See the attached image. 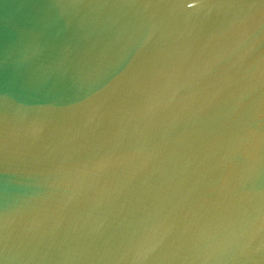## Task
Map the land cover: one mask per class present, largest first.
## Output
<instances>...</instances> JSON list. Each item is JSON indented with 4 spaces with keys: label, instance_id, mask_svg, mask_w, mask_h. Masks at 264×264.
Segmentation results:
<instances>
[{
    "label": "water",
    "instance_id": "95a60500",
    "mask_svg": "<svg viewBox=\"0 0 264 264\" xmlns=\"http://www.w3.org/2000/svg\"><path fill=\"white\" fill-rule=\"evenodd\" d=\"M0 264H264V0H0Z\"/></svg>",
    "mask_w": 264,
    "mask_h": 264
}]
</instances>
